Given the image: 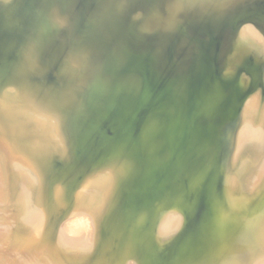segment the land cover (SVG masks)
<instances>
[{
  "label": "bare ground",
  "instance_id": "6f19581e",
  "mask_svg": "<svg viewBox=\"0 0 264 264\" xmlns=\"http://www.w3.org/2000/svg\"><path fill=\"white\" fill-rule=\"evenodd\" d=\"M0 207V264H264V0H0Z\"/></svg>",
  "mask_w": 264,
  "mask_h": 264
},
{
  "label": "water",
  "instance_id": "95a60500",
  "mask_svg": "<svg viewBox=\"0 0 264 264\" xmlns=\"http://www.w3.org/2000/svg\"><path fill=\"white\" fill-rule=\"evenodd\" d=\"M89 107H92V106L89 105ZM92 109H93V111H95V109H94L93 107H92ZM86 110H88V106H87ZM86 110H85V108L83 109V113H84L83 115H84V116L86 115V118H87V116L89 115L90 112H88V111H86ZM81 114H82V113H81ZM105 127H106V124H105ZM103 130H104V125H101V124H100V125H96V126H95V132H97V133H100V134H101ZM119 132H120V131H119ZM119 132L117 133V136L120 135ZM100 134H98V135H100ZM102 137H103V136H102ZM103 138H104V137H103ZM108 139H109V140H108V143L110 142V139H111L112 142L114 143V141H113V139H112V134H111V136L108 137ZM97 142H98V141H96V142H94V143H97Z\"/></svg>",
  "mask_w": 264,
  "mask_h": 264
},
{
  "label": "rangeland",
  "instance_id": "374dc122",
  "mask_svg": "<svg viewBox=\"0 0 264 264\" xmlns=\"http://www.w3.org/2000/svg\"><path fill=\"white\" fill-rule=\"evenodd\" d=\"M11 192H12V191H11ZM8 194H9V193H8ZM9 195H10V194H9ZM7 203H8V205H9V201H8ZM5 206H6V205H4V207H5ZM1 207H2V206H1ZM1 207H0V208H1ZM11 209H12V208H11ZM210 213H211V212H210ZM210 213H209V214H210ZM97 215L99 216L100 213L95 212V216H97ZM183 226H184V225H183ZM182 229H183V227H182L181 229L179 228V231L182 232ZM177 234H179V233H177ZM177 234H174L173 236H176ZM201 240H202V239H201ZM200 242H201V241H200ZM21 246H22V244H21ZM201 250H203V249L201 248ZM19 255H20V254L17 253L16 256H15V258H19ZM16 261L19 262L20 259H19V260H16Z\"/></svg>",
  "mask_w": 264,
  "mask_h": 264
}]
</instances>
